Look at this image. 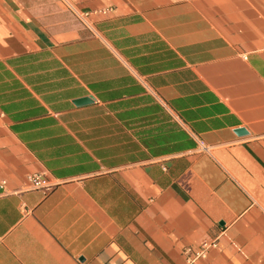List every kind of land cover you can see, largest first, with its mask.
<instances>
[{
  "label": "crops",
  "instance_id": "0c3cea01",
  "mask_svg": "<svg viewBox=\"0 0 264 264\" xmlns=\"http://www.w3.org/2000/svg\"><path fill=\"white\" fill-rule=\"evenodd\" d=\"M202 240L192 264H264V0H0V264Z\"/></svg>",
  "mask_w": 264,
  "mask_h": 264
},
{
  "label": "built area",
  "instance_id": "2783aa9c",
  "mask_svg": "<svg viewBox=\"0 0 264 264\" xmlns=\"http://www.w3.org/2000/svg\"><path fill=\"white\" fill-rule=\"evenodd\" d=\"M110 9H111L110 6H106L103 8L92 9L89 11H80L78 13V16L82 19L83 17L87 16L90 13L91 14H106ZM26 178L30 186L33 188H42L45 190H49L54 185L52 182H50L46 178V176L44 175V172H41V171L29 172L27 173ZM215 244H216L215 240H202L195 247L185 246L183 248V252L185 254L186 264H192V262L195 259L199 257H203L206 253V250L211 246H215Z\"/></svg>",
  "mask_w": 264,
  "mask_h": 264
},
{
  "label": "water",
  "instance_id": "95a60500",
  "mask_svg": "<svg viewBox=\"0 0 264 264\" xmlns=\"http://www.w3.org/2000/svg\"><path fill=\"white\" fill-rule=\"evenodd\" d=\"M87 101H90V97L89 96H82V97H79V98H76L73 102L75 103H83V102H87ZM235 132L236 133H244L245 132V129L243 127H237L235 129Z\"/></svg>",
  "mask_w": 264,
  "mask_h": 264
}]
</instances>
